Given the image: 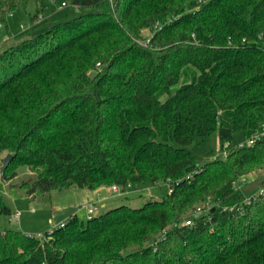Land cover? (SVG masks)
Returning <instances> with one entry per match:
<instances>
[{"label":"trees","instance_id":"obj_1","mask_svg":"<svg viewBox=\"0 0 264 264\" xmlns=\"http://www.w3.org/2000/svg\"><path fill=\"white\" fill-rule=\"evenodd\" d=\"M30 1L45 10V0H0V23ZM114 2L70 0L78 14L49 37L26 30L6 48L0 179L24 166L37 174L22 184L31 194L159 182L170 192L75 214L48 240L6 229L0 264H264V177L250 202L236 186L248 165L264 164V139L203 165L190 149L214 132L224 148L264 126V0ZM208 197L218 206L186 224ZM10 214L0 196V215Z\"/></svg>","mask_w":264,"mask_h":264},{"label":"rangeland","instance_id":"obj_2","mask_svg":"<svg viewBox=\"0 0 264 264\" xmlns=\"http://www.w3.org/2000/svg\"><path fill=\"white\" fill-rule=\"evenodd\" d=\"M110 1L112 10H114L115 2L114 0ZM63 2L66 4H63ZM45 3V10L37 11L35 3L30 1L28 6L25 7L26 10L19 9L15 14L8 16L6 23H0V61L7 58L10 54V51L6 50V48L17 45L27 38L26 36L24 37L26 30L29 31L30 36L37 35L39 32L44 33L55 23L78 14L77 9L70 3V0H45ZM35 12H38V14L33 15ZM47 36L49 37L50 35L44 33L42 38ZM35 40H38V37ZM97 65L99 66V63ZM177 87L178 85L173 86L171 91H175ZM166 95L167 92L165 91H161L158 94L162 100L165 99ZM243 142H245V139L238 134L233 141L226 142L224 148H222L219 135L214 132L203 139L198 138L190 146V149L198 165H203L213 159L226 158L227 154L225 155L224 151L228 153L231 148ZM36 176L37 174L34 170L19 166L17 175L14 178L10 180L0 179V196L11 208L10 215H0V234L6 229L20 230L34 235L38 233L46 234L53 228L59 227L62 221H69L75 214L80 220H86L122 204L139 207L150 199H160L162 196H167L170 192L169 183L159 182L157 184H134L123 195L122 193L113 192L111 190L113 185L111 187H100L95 189V191L102 192L101 198L103 199L90 201L86 200L85 193L76 187L64 191H36L31 194L27 186L22 184L23 182L31 183ZM263 177L264 164L261 165L260 160L257 159L247 166L245 173L239 178L236 186L244 192L245 198H252L258 192ZM90 202L96 203L98 206L92 213L80 208ZM195 204L196 207L193 212L200 207L204 209L202 214H208L211 209L218 206V203L210 197ZM32 209L34 210L32 211ZM16 210L21 212L19 220L12 218ZM187 219H185V222Z\"/></svg>","mask_w":264,"mask_h":264},{"label":"built area","instance_id":"obj_3","mask_svg":"<svg viewBox=\"0 0 264 264\" xmlns=\"http://www.w3.org/2000/svg\"><path fill=\"white\" fill-rule=\"evenodd\" d=\"M63 4H66L65 2H63ZM155 27H157V26H155ZM261 139H264V126L261 128V130H259L255 135H253L251 138H249L248 140H246L245 142H243V143H240V146H244V145H253V144H255L257 141H259V140H261ZM224 154L226 155L227 154V151H224ZM131 187V183H128L127 185H123V186H120V185H113L112 186V188H111V190L113 191V192H117V193H122V194H124V193H127L126 191L128 190V188H130ZM250 200H251V198H247L246 199V201L247 202H250ZM97 205H96V203H93V202H90V203H88L87 205H82L80 208L81 209H86V210H88V213H92L93 211H95L96 209H97ZM34 209H32V211H33ZM202 211H204V209H202V208H198V209H196L194 212H193V214H192V216L191 217H189L187 220H186V224H188V225H191L192 224V221H193V218H195V217H198V216H200L201 214H202ZM20 216H21V212L19 211V210H16L15 212H14V214H13V219L14 220H19L20 219ZM67 222H65V221H62L60 224H59V226H61V227H63V226H65V224H66ZM36 237H38V238H42V239H45V240H48L49 238L47 237V235H45V234H42V233H38V234H36L35 235Z\"/></svg>","mask_w":264,"mask_h":264},{"label":"crops","instance_id":"obj_4","mask_svg":"<svg viewBox=\"0 0 264 264\" xmlns=\"http://www.w3.org/2000/svg\"><path fill=\"white\" fill-rule=\"evenodd\" d=\"M85 193L86 200H96L101 198L102 192H96L95 190L81 189Z\"/></svg>","mask_w":264,"mask_h":264},{"label":"water","instance_id":"obj_5","mask_svg":"<svg viewBox=\"0 0 264 264\" xmlns=\"http://www.w3.org/2000/svg\"><path fill=\"white\" fill-rule=\"evenodd\" d=\"M220 119V118H219ZM13 158V154L11 153H8L6 155V157L4 158V162H3V165L1 167V173L4 174L9 162L11 161V159Z\"/></svg>","mask_w":264,"mask_h":264}]
</instances>
